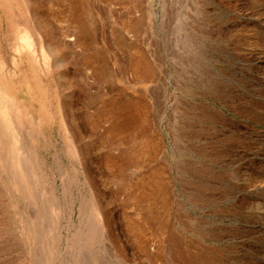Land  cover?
Returning a JSON list of instances; mask_svg holds the SVG:
<instances>
[{
	"label": "rangeland",
	"instance_id": "rangeland-1",
	"mask_svg": "<svg viewBox=\"0 0 264 264\" xmlns=\"http://www.w3.org/2000/svg\"><path fill=\"white\" fill-rule=\"evenodd\" d=\"M0 90V264H264V0H0Z\"/></svg>",
	"mask_w": 264,
	"mask_h": 264
},
{
	"label": "bare ground",
	"instance_id": "bare-ground-1",
	"mask_svg": "<svg viewBox=\"0 0 264 264\" xmlns=\"http://www.w3.org/2000/svg\"><path fill=\"white\" fill-rule=\"evenodd\" d=\"M27 29V28H26ZM31 34V33H30ZM23 37V41L26 45V47H28V49L30 48H33L34 46V42H33V39L31 36H29V33L28 32H25V35L24 36H21ZM21 39V41H22ZM22 41V43H23ZM24 45V44H23ZM12 93L10 92H3L2 90H0V158L1 159H4V158H8L10 156H12L14 153H16L15 151L16 148L14 147L15 145V142H14V138H15V134L14 135H11V138L13 140L10 141L11 143H3L4 142V138L5 136H7L6 134L8 133V131H13L11 128H12V125L13 123L16 122V120H14L13 116H12V111L14 109V103L12 102L13 98H12ZM14 97V96H13ZM123 111V109H121ZM36 119V118H35ZM39 122V121H38ZM17 124V123H16ZM35 124V123H34ZM40 124V123H39ZM15 125V124H14ZM7 132V133H6ZM15 132V131H14ZM10 137V136H9ZM7 140H11V138H9ZM17 139V138H16ZM19 139H17L16 141L18 142ZM6 142V141H5ZM19 145V144H18ZM19 147V146H18ZM22 149V148H21ZM18 152V151H17ZM20 153V152H19ZM18 153V154H19ZM15 155V154H14ZM18 155H16L15 157L17 158ZM14 157V158H15ZM22 157V156H21ZM4 159V160H6ZM22 160V159H21ZM11 161V160H10ZM9 161V162H10ZM16 161V159H15ZM20 162V160H19ZM16 162H14V165H17L15 164ZM11 164H13L11 162ZM20 165V164H19ZM18 165V166H19ZM10 167V166H9ZM16 167V166H15ZM11 169V168H10ZM11 173V172H10ZM13 174V173H12ZM15 176V175H14ZM19 176V174H18ZM17 179V178H16ZM19 180V179H18Z\"/></svg>",
	"mask_w": 264,
	"mask_h": 264
}]
</instances>
